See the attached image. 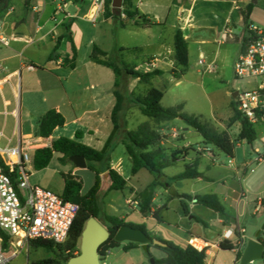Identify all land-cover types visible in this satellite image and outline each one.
Here are the masks:
<instances>
[{
    "label": "crops",
    "instance_id": "1",
    "mask_svg": "<svg viewBox=\"0 0 264 264\" xmlns=\"http://www.w3.org/2000/svg\"><path fill=\"white\" fill-rule=\"evenodd\" d=\"M27 2L29 4L26 6L25 0H13V4L0 14L2 37L7 42L6 45L0 44V51L3 47L6 48L5 52H0V146L13 147L20 140L26 141L27 144L38 140L39 144L32 145L29 149L31 156L34 149L49 146L53 140L62 135L53 136L51 134L48 138H41L37 135V123L47 110L55 109L63 116L64 124L55 128L52 133L60 132V130L64 131L70 124L73 125L68 135L63 137L74 139L104 153L107 158L106 163L121 175L122 163L120 159H117L116 162L112 160L116 147L121 145L126 154L122 144L123 141H126V131L135 130L140 124L152 121H143L132 129L137 121L136 116L140 113L137 105L135 106L131 102L132 88L128 87L125 91V97H123L121 91L115 87L116 75L112 78L111 85L107 87L96 80L99 78L100 72H97L94 66H108L102 63L103 58H91L93 46L106 54L109 53V50H129L131 47L129 48L124 42L115 38V35H118L119 32L127 30L131 34H136V30H148L152 26L167 29L170 32V42L157 38V40H150L145 45L151 47L154 52L146 60V70L144 72L158 69L161 74L151 77L147 83L139 82L137 79L132 81L133 86L136 85V87L142 88L145 94L150 88H158L151 85L152 80L155 78H166L168 76L176 81L180 79L173 78L171 72L174 68L173 36L176 29L182 31L186 42L188 36L185 31L198 30L203 35L213 37L212 42H215L217 46L227 42L239 44V36L234 35L232 38L223 39V32L226 28L231 29L233 32L236 25L241 26L242 30L244 26L241 23L239 10L243 9L250 1L128 0V9L137 10L139 15L132 19L123 20L124 25L121 24V19L124 18L121 12L119 14L121 18L114 19L105 17L103 8L95 23L88 21L86 15L90 10L91 0H27ZM122 9L123 6L121 11ZM140 15H144L154 25H143ZM83 21L92 25L98 24L99 28L95 31L85 32L81 23ZM67 25L68 34L76 49V58L72 62V67L64 62L65 58H71L70 44L65 37ZM203 41L201 40V42ZM82 46L86 48L88 53V60L84 65H80L78 58ZM29 48H31V52L25 56L24 54ZM41 48L42 55H36L35 51ZM133 48L140 49L141 46L136 45ZM216 54L217 51H215V55L209 62L212 65H214ZM199 55L202 54L199 53L198 57ZM124 81L125 79H123ZM141 84H150L151 86L146 88L141 87ZM157 85L161 84L157 83ZM117 91L119 96L122 97V102L125 98L126 104H120V109L116 112L113 121V110L117 105ZM177 119L180 120L175 118L159 125L157 131L161 136L160 143L167 149H183L182 155L178 156V159L172 165L188 161V164H184L185 167V165L196 163L198 171L207 178L206 180L202 178L182 180H192L193 184L198 185H200V182H204V184L200 185L199 190L194 188L189 190L178 189L177 182L181 180L172 181L167 188L156 186L152 199L153 207L151 208V211H156L159 217V220H156L151 215L142 216L137 210V202L134 198L137 193L151 183L153 177L151 176V179L141 188L131 184L129 178L123 177L126 183L122 190L127 195L125 204L128 209H119V214L116 217L127 223L145 224L149 235L171 241L181 247H186L188 245L187 241L194 238L192 243L196 239L202 246L206 247V257L213 254L212 249L219 248L220 241L225 240L223 233L231 230L232 234L227 240L231 241V237L234 235L235 243L231 241L235 246L233 250L236 252L238 248L241 251L248 238L244 235V227L238 223L237 214L234 219L235 228H233L231 223L225 219V214L214 211L219 215L215 219L217 224L222 227L226 226L222 230L216 231V236L211 235L212 232L205 221L194 215V211L202 205L195 203L193 196L208 194L204 189L207 186H212L211 179L201 170V162H205L204 169H209V166L215 164L214 157L203 151V149L209 148V145L202 142L198 133L191 130L181 132L184 130L176 126L175 121ZM115 125L118 126L117 129ZM77 132L80 133V138H75ZM180 133L183 134L182 142H175L174 138L179 136ZM164 136L166 137L164 138ZM196 137H199V140L194 142L197 147H191L190 145H193V143L189 139ZM187 147H191L190 150L184 151ZM126 156L130 161V174L135 177L142 169L135 174L131 173V160L127 154ZM170 166L164 168L163 173ZM101 174H105V178H107L106 172L103 171L99 174V181ZM177 174H165V176L172 177ZM106 186L108 189L109 183ZM209 191V194L216 195L223 205L233 189H231L230 184H225L222 180L221 183H218ZM184 195L190 196L191 200L185 198ZM183 204L185 208H183ZM259 204L262 205L263 201L261 200ZM111 207L114 210V207ZM170 212L173 213V218L167 216ZM262 221H264V218ZM206 264H208L207 261Z\"/></svg>",
    "mask_w": 264,
    "mask_h": 264
},
{
    "label": "rangeland",
    "instance_id": "2",
    "mask_svg": "<svg viewBox=\"0 0 264 264\" xmlns=\"http://www.w3.org/2000/svg\"><path fill=\"white\" fill-rule=\"evenodd\" d=\"M9 7L10 6L7 8ZM81 23L84 26L85 32L95 31L99 28L98 24L92 25L85 21ZM248 23L264 30L263 0H258L255 4L249 15ZM135 32L136 34H131L125 30L115 35V38H118L119 41L124 42L126 46L131 48L124 51L109 50L107 58L117 64L124 63L128 66H134L135 69L140 72H144L146 70L145 62L154 52L151 47H146L145 45L150 40H157V38H162L170 42V32L167 29H161L155 26H152L148 30L138 29ZM233 33L236 36H240L241 26L236 25L233 29ZM185 34L188 36V68L185 75L180 77L178 81L166 76V78H155L151 82L152 86L161 88L164 91L160 104L162 107L182 104L183 112L198 116L200 120L209 122L217 131L226 132L231 139H235L239 132V124L229 123L233 107L236 109L232 94L236 92L237 89L245 87L246 82L245 80L236 79L233 71L234 62L240 50V46L233 42H227L217 46L215 42H212L213 37L203 35L198 30H187ZM201 40L204 41L201 42ZM136 45L141 46V48H133ZM5 51L6 48L3 47L0 52ZM37 51H35L36 55L41 56L42 48ZM215 51H217V54L214 60L213 71L208 73L202 72L197 65L198 54L201 53L206 62L209 63L215 55ZM29 52H31V48H29L24 55L26 56ZM78 58L80 65H84L88 60V53L85 47H80ZM94 69L100 72V76L96 80L102 82L101 85L104 87L110 86L111 80L115 75L113 71L102 65H95ZM124 79L125 81L122 82L121 86L118 88L121 94H123V97H125V91L128 87H131L133 91L132 95H130L131 99H133L136 94H144L142 88H138L136 85L133 86V79ZM157 83L161 85H157ZM151 85L141 84V87L149 88ZM122 104H126L125 98ZM136 120L137 121L134 123L135 126L132 129L143 121H151L140 113L137 114ZM148 123L150 126H154L152 122ZM175 124L181 130H184H180L181 132L193 131L182 120L177 119ZM253 126L256 139L251 144L245 141L236 142L233 157H229L220 150L209 145L208 147L212 151L215 164L209 166V169H204L205 162H201V170L212 182L211 187L207 186L206 189H204L206 193L209 194V190L213 189L218 183H221L222 180H224L225 184H230L233 192L229 193L228 199L223 203L225 207V219L235 228L234 219L237 214L238 223L240 226L244 227V235L248 239L254 237L255 232L260 228L263 222L262 219L264 218V160L252 162V164L249 165V162L252 161L255 156L253 150L259 149L262 151L263 149L264 121L256 123ZM72 128L73 125L70 124L66 130L54 132L52 135L66 136ZM182 136L183 134L180 133L179 136L174 138L175 142L181 143L183 140ZM165 137L166 136H164V138ZM197 140H199V137L189 139V141L193 143V145L190 146L197 147V145H194V142ZM191 147H187L185 150L188 151ZM117 159H120L122 163V177L129 178L131 184L141 188L151 179V175L144 169L135 177L131 176L130 161L121 145L116 147L115 155L112 157L113 162H116ZM188 163V161H185L172 165L164 174H177L183 170L184 164ZM90 164L93 169L87 167L77 168L69 160H62L61 154L54 152L45 168L36 170L33 168L32 163H29L26 168L29 173L30 184L50 189L56 193L62 192V186L67 175H73L72 179L81 182V190L79 192L81 196L85 195L94 184L95 170L102 173L106 167V161ZM107 183H109V181L105 178V174H101L97 201L104 212L116 216L119 214V209H128V206L125 204L127 195L124 190L107 189ZM177 183V188L180 190H189L191 188L199 190L200 185L204 184V182H200V185L193 184L194 182L192 180H181ZM242 194L243 196H241ZM18 195L21 199V193L18 192ZM261 200L263 201L262 205L259 204ZM228 205H230V207H228ZM111 206L114 207V210ZM194 215L199 216L201 220L208 224L209 230L212 232L211 235L213 236H216V231H220L226 227L217 224L215 219L219 215L204 206H198L197 210L194 211ZM167 216L173 218V213L170 212ZM98 221L104 225L101 218H99ZM261 237L264 239V234H262ZM29 240L32 239L18 242L15 238L10 237L7 247L2 249V253L7 259L4 264H30L39 259L55 258L53 253L49 250L32 248L29 245ZM231 241L235 243L234 235L231 237ZM127 243L126 241L121 242L118 246L110 248L111 254L105 257V259H101L100 264L103 262L105 264H151V258L160 259L165 255L161 249L155 247L153 244H149L147 251L142 249L139 244L128 250H124V246L127 245ZM194 244L202 246V244L196 240ZM77 247L79 249V241ZM212 252V255L206 257L208 264H238V261L235 260L236 252L234 250H222L217 248L212 249ZM252 264H264V260H255Z\"/></svg>",
    "mask_w": 264,
    "mask_h": 264
},
{
    "label": "trees",
    "instance_id": "3",
    "mask_svg": "<svg viewBox=\"0 0 264 264\" xmlns=\"http://www.w3.org/2000/svg\"><path fill=\"white\" fill-rule=\"evenodd\" d=\"M12 1L13 0H0V14L11 5ZM110 3L111 0H105L103 3L104 16L120 19V15L116 16L112 13ZM127 3L128 0H123L122 2L123 9L121 14L124 15V18L121 19L122 25H124L123 20L132 19L139 15L137 10L128 9ZM28 4L29 3L27 0H25V5L27 6ZM254 6V4L248 2L243 9L239 10L241 23L243 26H247L249 24L248 18ZM140 18L143 25H154V23H150V21L147 20L144 15H140ZM66 29L67 32L65 37L70 44L71 58H65L64 62L72 67V62L76 58V49L73 45L70 35L68 34V25L66 26ZM90 56L93 59L103 58L102 63L114 71L117 77V81L115 82L116 88L121 86L124 78L137 79L139 82L147 83L151 77L161 74V71L158 69L148 72H140L133 66H128L124 63L117 64L107 58V54L104 51L98 49L96 46H93ZM173 60L174 68L171 71L172 76L173 78L178 79L180 76L185 74L188 68L187 42L180 29H176L174 31ZM116 97L117 105L113 110V121L115 120L116 112L120 109V104L122 103V97L119 96L118 91L116 93ZM162 97V89L150 88L145 94L135 96L132 99V102L137 105L140 113L143 116L149 118L153 122L154 126H150L148 122H144L140 124L135 130L126 131V141L122 142L125 152L131 160V173L135 174L138 170L145 169L153 177L151 183L147 185L142 191L137 193L134 198L137 202V210L139 213L144 217L151 215L156 220H159L156 211H151V208L153 207L152 199L154 196V188L156 186L167 188L172 181L194 178L207 179L200 171H198L196 163L185 165L183 171L175 176H165L163 169L176 162L178 156L182 155L183 149H167L161 145V136L157 131L161 123L179 118L194 132L199 134L204 144L213 146L229 157H233V151L236 142L245 141L246 143L251 144L256 139V133L253 126L254 124H251L245 118H243L234 107L229 118V123H238L239 132L235 139H231L228 133L217 131L209 122L200 120V118L194 114H187L183 112L182 104L162 107L160 104ZM63 124V116L55 109H49L38 120L37 135L41 138H48L55 128L61 127ZM115 128L117 129L118 126L115 125ZM75 138H80V133H75ZM184 151L186 150L184 149ZM54 152L61 154L62 160L67 161L68 157L71 155L83 156L87 162V168L89 169H93L90 163H102L107 160L104 153L81 144L74 139L61 136L53 140L49 146H44L33 150L31 156L33 168L36 170L45 168L51 160ZM2 167L6 171V167L3 165ZM104 171L106 172L107 179L109 180V190H122L124 188L126 181L122 175H120L116 170L112 169L107 163ZM99 174L100 172L95 170L94 184L85 195L81 196L79 195L81 190V182H77L75 179L65 178L61 194L64 199L74 202L78 205L77 215L70 227L67 239L63 244H56L52 241L43 239L29 240V245L32 248H42L49 250L55 256V258L39 259L31 262L30 264H66L70 257L79 253L77 244L84 224L90 216L96 218L97 220L101 218L104 223L103 226L109 232L108 239L99 247L100 256H103L106 249L116 247L120 244L114 240L113 236L115 231L121 225L126 224L141 229L150 238L157 239L163 243V246H154L161 249L165 253L164 257L160 259L152 258L153 261L151 264H206L205 249L197 250L190 245H187L186 247L178 246L171 241L149 235L145 224L127 223L121 218L104 212L101 205L97 201L99 190ZM16 191H18L17 188ZM184 197L191 200V197L188 195H184ZM193 201L210 210L220 214H225L223 205L214 194L195 195L193 196ZM183 208H185L184 204ZM262 234H264V232H261V234L258 236V240L264 244V239L261 237ZM0 236L2 240L1 248L5 249L10 237L1 230ZM134 246H137V243L128 242L127 245L124 246V250H128ZM218 246L222 250H233L235 248L234 244L228 240L220 241ZM240 254L241 251L236 253V261H238Z\"/></svg>",
    "mask_w": 264,
    "mask_h": 264
},
{
    "label": "built area",
    "instance_id": "4",
    "mask_svg": "<svg viewBox=\"0 0 264 264\" xmlns=\"http://www.w3.org/2000/svg\"><path fill=\"white\" fill-rule=\"evenodd\" d=\"M104 1L91 0V7L86 15L88 21H97ZM233 36L231 29L224 30L223 39ZM0 44H7L2 37L1 26ZM239 44L240 50L233 71L236 79L246 82L245 87L235 92L234 102L237 112L251 124H256L264 121V30L253 24L244 26L239 36ZM197 63L202 72L213 71L212 63H207L202 55H199ZM35 144H39V141L27 144L20 140L13 147L0 146V230L18 242L43 239L62 244L67 239L77 215L78 205L64 199L61 193L30 184L26 167L32 160L29 149ZM262 148V151L253 150L255 156L249 165L264 160V144ZM203 151L212 156L209 148ZM2 165L6 167V171ZM18 192L22 195L21 199ZM231 234L232 231L227 230L223 233V238L227 240ZM192 239L194 238L187 241L188 245L197 250L206 249L204 246L196 247ZM1 242L0 236V264H4L7 259L2 253ZM238 251L237 248L236 252ZM110 254V249H106L100 260ZM261 260H264V250Z\"/></svg>",
    "mask_w": 264,
    "mask_h": 264
},
{
    "label": "water",
    "instance_id": "5",
    "mask_svg": "<svg viewBox=\"0 0 264 264\" xmlns=\"http://www.w3.org/2000/svg\"><path fill=\"white\" fill-rule=\"evenodd\" d=\"M256 4L258 0H249ZM111 10L114 15H119L122 8V0H111ZM235 97V92L232 94ZM68 160L77 168H86L87 162L83 156L71 155ZM73 175H67V179H72ZM264 232V221L260 228L255 232L253 238L247 239L241 250L238 264H249L255 260H260L263 255L264 244L258 240V236ZM108 230L94 217L90 216L81 231L79 238V253L70 257L66 264H100L99 247L108 239ZM114 240L118 243L133 242L147 251L149 244L163 246L157 239L150 238L139 228L130 225H121L114 233ZM153 259H150L152 263Z\"/></svg>",
    "mask_w": 264,
    "mask_h": 264
},
{
    "label": "bare ground",
    "instance_id": "6",
    "mask_svg": "<svg viewBox=\"0 0 264 264\" xmlns=\"http://www.w3.org/2000/svg\"><path fill=\"white\" fill-rule=\"evenodd\" d=\"M192 240H194V239H192ZM196 240V239H195ZM199 248V247H198Z\"/></svg>",
    "mask_w": 264,
    "mask_h": 264
}]
</instances>
